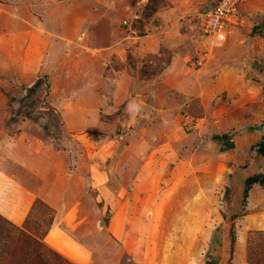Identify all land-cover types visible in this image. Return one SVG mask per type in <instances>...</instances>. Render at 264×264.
<instances>
[{
	"label": "rangeland",
	"instance_id": "obj_1",
	"mask_svg": "<svg viewBox=\"0 0 264 264\" xmlns=\"http://www.w3.org/2000/svg\"><path fill=\"white\" fill-rule=\"evenodd\" d=\"M214 2L0 0V264H264L247 132L200 109L228 93L197 71Z\"/></svg>",
	"mask_w": 264,
	"mask_h": 264
},
{
	"label": "crops",
	"instance_id": "obj_2",
	"mask_svg": "<svg viewBox=\"0 0 264 264\" xmlns=\"http://www.w3.org/2000/svg\"><path fill=\"white\" fill-rule=\"evenodd\" d=\"M211 1L213 2L215 0ZM240 11L243 14V23L234 28L224 41L218 45L213 44L212 53L213 60H215L212 67L214 68H210L209 65V68L204 70V72H202L203 66L197 69L198 72L201 71V74L208 78V83L212 81L211 72L213 71L215 74H218V77H224L225 75L223 85L218 87L219 90H217V92H212V96L215 95L217 97L218 95H221L219 94V91L223 88L228 90V93H226V96L224 97L225 101H223V96L216 100L213 98L214 102H211L210 104L205 102V105L208 104L209 108L204 105L203 108H200L201 111L203 112V109H207V115L212 116H215V113L218 112V116L220 115V118H218L219 121L218 119H214L212 122L225 123L227 121L228 124H225V129L227 131H236L234 134V137H236L234 138L235 140L239 133H243L242 131L245 130L247 133H244L241 136V147H243V150L248 149L250 155L254 154L256 156L255 159L251 156L249 157V163L253 161L255 170L251 172L249 167H245L244 171L240 172L239 169H237L235 174L237 180L242 177L245 178L257 171L262 173V170L264 169V156L258 154L256 150L257 143L262 136H264V103L259 101L258 96L256 97L255 95L250 94L252 90L249 89V87L252 81L249 80L250 77L248 78L250 70H253V72L256 73V70L253 69L254 67H257L259 70L257 71V77L260 78L263 76L264 78V0H242L240 3ZM108 31H110L109 28ZM147 36L148 35H146L145 40L146 46L144 47L148 48L147 50L150 53L155 49V47H153L155 41L157 42V45L161 43L163 46L165 34H158L156 37L154 34L151 37ZM198 46H200V44ZM248 81H250V83H247ZM245 84H248L247 88L244 86ZM119 85H121V83H119ZM243 87L246 88L245 93H241ZM240 98L243 99V105L237 104L239 101L238 99ZM201 101L203 102L204 100L201 99ZM246 102L247 104H245ZM76 115L78 116L76 117L78 118L77 121L81 122V115L79 113ZM83 123L86 124L85 122ZM250 127L251 129H248ZM195 136L197 137L195 139L199 140L200 137L196 134ZM243 142L246 148L243 146ZM259 157L263 160L262 162ZM226 163L227 162L225 161V164ZM229 165L225 166L230 167ZM247 200V208L250 210L253 209V207L256 206V203H260L264 200V187L258 183H253L248 191V196L245 198V201ZM258 208H260V205ZM58 234L59 233H56L55 236H58ZM81 258L85 264L89 263L87 262V256L85 258L81 256ZM91 263L92 260L90 258L89 264Z\"/></svg>",
	"mask_w": 264,
	"mask_h": 264
},
{
	"label": "built area",
	"instance_id": "obj_3",
	"mask_svg": "<svg viewBox=\"0 0 264 264\" xmlns=\"http://www.w3.org/2000/svg\"><path fill=\"white\" fill-rule=\"evenodd\" d=\"M240 0H216L202 13L204 17V33L209 34L219 44L241 18L237 8Z\"/></svg>",
	"mask_w": 264,
	"mask_h": 264
},
{
	"label": "trees",
	"instance_id": "obj_4",
	"mask_svg": "<svg viewBox=\"0 0 264 264\" xmlns=\"http://www.w3.org/2000/svg\"><path fill=\"white\" fill-rule=\"evenodd\" d=\"M214 139H217V137H213ZM229 145L230 142H225ZM231 145V144H230ZM257 153L261 156H264V136L260 139V141L256 145ZM253 183H258L262 187H264V173H256L248 175L243 180V188H242V197L245 200V198L248 196V191L253 185Z\"/></svg>",
	"mask_w": 264,
	"mask_h": 264
}]
</instances>
